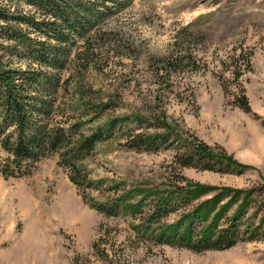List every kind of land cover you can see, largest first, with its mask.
Masks as SVG:
<instances>
[{
  "label": "rangeland",
  "instance_id": "rangeland-1",
  "mask_svg": "<svg viewBox=\"0 0 264 264\" xmlns=\"http://www.w3.org/2000/svg\"><path fill=\"white\" fill-rule=\"evenodd\" d=\"M77 1L102 15L59 43L67 53L59 69L42 67L60 84L56 93L48 89L51 123L91 119L84 125L90 134L119 120L84 160L92 186L78 189L56 153L37 160L28 174L0 173V264H74L77 256L81 264H264V0ZM0 10L41 16L25 0H1ZM14 28L33 32L0 19V43ZM83 40L94 62L71 64ZM18 53L0 49L6 68L29 67ZM240 87L249 112L235 103ZM164 124L171 135L154 150L129 147L138 133H166ZM200 142L241 165L180 166L176 154ZM7 157L0 145V163ZM186 183L214 189L164 214L154 213L156 198L142 193ZM228 188L255 189L233 246L198 251L160 238L165 226ZM203 226L195 220L193 234Z\"/></svg>",
  "mask_w": 264,
  "mask_h": 264
},
{
  "label": "trees",
  "instance_id": "trees-1",
  "mask_svg": "<svg viewBox=\"0 0 264 264\" xmlns=\"http://www.w3.org/2000/svg\"><path fill=\"white\" fill-rule=\"evenodd\" d=\"M25 1L41 16L10 15L9 12L0 10L1 20L25 23L33 31L14 28L12 35L6 38L8 42L5 45L3 42L0 43V49L12 53L18 51L21 57L30 60L28 68L10 69L6 68L0 59V145L8 154L5 162L0 163V173L4 176L28 174L37 160L56 153L57 164L68 170L70 181L78 189L87 188L94 182L89 177L84 160L94 151L97 142L109 137L113 121L119 119L109 122L108 128L99 127L90 134L86 133L84 125L85 122H91V119L74 120L65 125L52 124L50 115L54 99L49 96L48 89L56 93L60 84L54 86L53 79L42 67L59 69L61 55L67 54L65 50H61L59 43L69 42L71 35L91 25V22L99 20L102 10L95 8L92 3L84 4L77 0ZM32 33L38 35L40 33L45 39L33 36ZM46 39L55 40L57 44L52 45ZM87 41L83 40L77 52L73 53L71 64L78 60L83 61L85 65L94 62L95 53L91 51ZM33 63L40 68L34 69L31 66ZM61 88L66 90V84L62 83ZM40 90L45 92L44 96H37ZM240 93L241 96L234 101L241 109L249 112L250 106L242 87ZM97 108L96 113L99 112ZM167 127V132L161 135L138 133L128 140V145L138 151L154 150L161 141L166 142L170 137L171 130L169 126ZM189 144L187 150L176 154V161L182 167L197 166L213 170L217 164L226 169L231 165H241L227 157L225 153L218 154L212 151L202 142ZM168 187L166 190L156 188L152 192L150 189L142 190L145 196L151 195L156 198L158 207L154 213L160 211L164 214L171 211L173 209L171 207L179 201L188 203L214 189L212 186L188 183ZM254 190L228 188L214 193L196 204L191 214L187 213L184 215L185 218L179 219L175 224L165 226L160 238L166 237L167 243L181 242V245L198 251L233 246L239 239L240 220L254 199L252 196ZM234 203H237L235 210L228 219L226 218L225 223L220 225V221L225 218ZM92 206L105 212L103 207L95 203ZM263 219L264 217L261 218V222ZM185 220L187 223L184 224ZM195 220L204 223V226L201 232L194 235L192 229ZM254 233L255 229L251 230L247 239L252 240ZM78 257H75L74 264H81Z\"/></svg>",
  "mask_w": 264,
  "mask_h": 264
}]
</instances>
